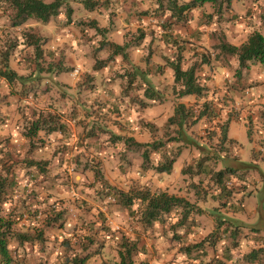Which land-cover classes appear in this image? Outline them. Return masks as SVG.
<instances>
[{
  "label": "rangeland",
  "instance_id": "1",
  "mask_svg": "<svg viewBox=\"0 0 264 264\" xmlns=\"http://www.w3.org/2000/svg\"><path fill=\"white\" fill-rule=\"evenodd\" d=\"M114 10L117 16L120 7L116 5ZM12 14L5 5L0 7V68L8 65L24 78L11 85L0 76V156L46 162L45 173L36 167L18 169L17 185L10 189V201L3 204L4 213H15L16 230L29 233L36 240L35 244L11 241L13 253L24 264H66L75 252H91L87 264H119L126 237L137 243L135 264H186L188 256L181 241L183 227L178 225L182 220L186 224L195 221L209 224L205 219L204 222L197 219L202 211L197 204L200 195L215 190L229 193L246 190L249 186L246 183L254 179L251 176L264 171V157L256 153L258 159L254 162L253 143L240 133L248 131L255 140L259 135L264 143V67L260 63L240 67L237 56L219 48L223 43L241 46L255 31L264 34V0H233L229 6L218 0L217 4L201 5L184 22L168 25L170 44H166L167 34L156 19L142 22L138 18L129 24L106 20L107 15L104 21H98L93 19L97 15L87 16L81 0H72L69 6L64 4L59 15L52 18V25L47 23L48 28L37 19L13 27ZM169 15L168 12V18ZM93 21L101 28L112 29L105 36ZM139 25L145 28L143 32ZM139 32L145 35L140 43L151 42L147 47L158 51L154 56H161L159 62L168 60L162 55L176 54V47H172L175 36L180 34L187 40L182 42L183 67L197 64L199 81L206 87L204 95L181 99L171 91L170 102L156 112L152 111L153 104L150 107L136 104L132 98H140L144 88L138 81L131 85L128 80L135 74L132 59L142 49L128 47L127 57L120 55L113 60L97 59L93 53L104 41L123 44ZM30 36L40 38V56L36 46L29 44ZM97 61L112 62L98 70ZM49 66L53 72H44ZM62 68L70 70L63 73ZM71 83L77 87L72 88ZM125 90L130 92L131 99L123 98ZM95 94L101 97L91 99ZM109 97L120 102L114 104ZM92 100L101 101L94 108ZM180 100L196 112L206 106L212 111L211 117L184 127V141L177 139V125H170L165 117ZM35 112L60 120L67 118L68 132L40 131L37 136L28 137L26 129ZM242 113L249 118H243ZM228 114L240 117L231 134L244 144L243 162L257 167L236 170L224 181V189L214 183L218 171L233 165L232 160L236 159L233 147L238 145L220 142L221 127H227L228 123L222 116L227 118ZM126 137L149 145L130 148ZM143 152H148V157ZM173 157L176 161L170 173L156 170L157 164ZM134 189L153 192L172 189L188 203L165 214L164 221L147 226L142 221L145 209L142 203L131 207L120 203L117 192ZM257 189L252 199L258 204L255 211L259 213L256 222L259 225L264 222L260 219V207L264 209V178ZM50 212L55 215L61 212L62 220L49 224L55 220ZM41 230L42 241L38 236ZM87 236H92L93 241ZM85 246L90 249L87 251Z\"/></svg>",
  "mask_w": 264,
  "mask_h": 264
},
{
  "label": "trees",
  "instance_id": "2",
  "mask_svg": "<svg viewBox=\"0 0 264 264\" xmlns=\"http://www.w3.org/2000/svg\"><path fill=\"white\" fill-rule=\"evenodd\" d=\"M72 0H0V7L5 5L6 7L10 8L13 12L11 17V26L19 27L25 24L30 19H37L44 23L49 22L53 17L59 15L62 10L64 4L67 6L70 5ZM158 6L155 7L153 10L148 9L145 11L144 14H152L158 15L161 18L162 27H164L163 31L166 35V44L171 43V36L168 31V25H172L175 23H182L187 18L189 13L201 6L204 5L206 2H212L214 4L218 3V0H157ZM223 1V0H222ZM233 0H224L226 4L229 6ZM84 4L85 8L89 11L99 12L101 18H107L105 15H110V19L116 14L114 8L115 5L111 7L109 0H81ZM111 9V11H109ZM70 11L72 8L70 7ZM153 11V12H152ZM170 13L169 18L167 17V13ZM142 18H139L140 21ZM94 26L98 31H103V34L106 36L105 32L109 30V28H101L97 25L96 21H93ZM140 31H144L142 26H138ZM164 37V36H163ZM171 37V38H170ZM179 34L175 36V39L172 40L173 44L172 47H176V54H174V59L170 60L168 58V65L175 71V82L176 85L173 87L172 91L179 94L180 96H187V95H195L197 98H200L204 95L206 87L199 81V77L197 75V64L195 63L188 69H184V60L185 56L183 54V43L186 42L184 38ZM145 39V35L141 32L131 38V40H127L124 44H119L115 42H103L101 47L97 48L96 52L101 50L109 51L106 59L113 60L116 56L123 55L125 57L128 56L127 48L132 46H138L140 42ZM141 40V41H140ZM40 38L37 36H30L29 37V44H33L36 46V50L38 55L42 54V48L40 46ZM219 48L232 55L237 56L239 61L240 67L249 68L251 64L260 63L264 67V34L260 31H255L248 40L243 43L241 46L223 43L219 46ZM105 60V59H103ZM207 61V60H203ZM100 64V66H98ZM107 62H98L96 63L97 68H101L106 65ZM62 67V66H60ZM64 71L70 70V68H62ZM161 70V66L159 67ZM0 76L5 78L9 84H13L16 79H23V75H19L15 70L5 65L4 68H0ZM128 77V76H125ZM94 81V78H92ZM92 81V82H93ZM129 81V84H133L136 82V75L134 74ZM91 83V82H90ZM140 86H142L140 84ZM126 96L130 95L127 90H125ZM145 95L148 99H156L157 92L152 88H147ZM137 97H134L137 100ZM198 101V100H197ZM115 104V102H114ZM143 106H146V102H142ZM206 103L204 104V106ZM119 109V108H117ZM212 111L210 106L204 107L203 110L196 112V110L192 108H187L185 103H180L176 106L174 115L169 118V124H176L177 125V135L180 141H184L186 137V132L184 127L192 126L198 124L203 118L211 117ZM264 115V110H263ZM169 126V125H168ZM40 131H45L46 133H67L68 132V124L66 121L62 119H56L54 115L44 116L43 114L37 115L35 114L31 118L30 125H28L26 129V135L30 138H33L39 134ZM217 133V132H216ZM215 133V134H216ZM219 134V133H217ZM216 134V135H217ZM220 142L223 145H228L230 142L234 143L233 140L228 139V128L221 127L220 132ZM119 137V136H118ZM125 142L127 145L132 147L135 146H142V145H149V144H142V143H135V140L132 137H126ZM232 143V144H233ZM158 145V144H157ZM155 147L156 144H155ZM144 157H148V152H143ZM226 155H230V152H225ZM232 155V154H231ZM236 159L233 158L232 162L233 165L228 164L226 165L225 169H221L218 171V179H216L214 184H219L223 188L225 187V182L227 177H232V174L236 170H246L251 167L252 164L244 163L238 160L236 155ZM226 159V158H224ZM176 158H168L165 163H159L156 166V170L158 172L170 173L173 170V165ZM227 160V159H226ZM225 160V161H226ZM236 160V161H235ZM238 163V164H237ZM46 162L35 160L33 158H24L22 160H15L14 157L6 158L4 155L0 156V264H24L22 262L20 256L13 253V250L10 248V242L15 240L19 242V244H24L27 241H31L32 243H36L35 237L26 232L17 231L15 228V223L18 221L15 218L13 212L9 214L4 213L3 211V204L5 202L10 201V189L14 188L17 185V177H18V169H29L32 167H36L45 173L46 171ZM206 168V167H205ZM204 168V169H205ZM204 169H201L203 171ZM99 172V171H98ZM224 183V185H223ZM221 188V187H220ZM225 189V188H224ZM223 190V189H222ZM223 192V191H222ZM225 193H229L225 191ZM118 196L120 197V203L124 204L127 207H131L137 202H140L144 205L145 209L142 211V221L147 226L153 225L155 222H162L165 220V214L171 213L174 208L181 207L182 205L188 203L186 199L183 197L170 194L167 191H155L152 192L151 190H141V189H134L130 191H118ZM187 213V210H186ZM53 216L55 215L53 212H50ZM61 212H58L57 215H60ZM55 215L54 222H48L49 224H53L56 221L62 220L63 216L60 215L57 217ZM185 217H188L187 214ZM182 224L186 221L182 220ZM181 224V225H182ZM180 225V224H179ZM40 236V240H43V231L41 230L38 234ZM89 237L90 241H93L92 236ZM84 239V237H82ZM125 241L122 243V247L120 249V256L121 260L119 264H135L133 259V255L137 250V243L131 242L129 238L124 237ZM84 242V241H82ZM205 239L200 242H197L193 247L191 246H184V252L190 254L195 249H202L205 248ZM88 246L84 248L87 251L90 249ZM83 248V251H84ZM255 252H252L251 255H255ZM91 257V252L83 253H74V256H70L66 260V264H87V261Z\"/></svg>",
  "mask_w": 264,
  "mask_h": 264
},
{
  "label": "crops",
  "instance_id": "3",
  "mask_svg": "<svg viewBox=\"0 0 264 264\" xmlns=\"http://www.w3.org/2000/svg\"><path fill=\"white\" fill-rule=\"evenodd\" d=\"M109 1L111 7H113L114 5L120 7L119 10L120 13H118L117 16L114 15L112 19H110L109 17L110 15H108V18L106 20L122 21L129 24L136 22L138 18H142L141 19L142 22H146L148 21V19H156L157 21H161V18L158 15L144 14L145 11H147L148 9L153 10L155 7L159 5L157 0H109ZM185 1H190V0H185ZM211 3L212 2H206L204 5L207 6L208 4ZM87 11H88L87 16L92 17V15H97L98 17L95 16L97 18H93V19H97L98 21L105 20L104 18H102L103 20L100 18L101 16L96 12V10L94 11L87 10ZM109 11H111V9ZM47 23H51L52 25L53 19H51ZM47 23H44L46 24L45 25L46 28L50 26L47 25ZM150 43L151 42L145 41L142 44L140 43L141 45L139 44V46H132V48L137 50L142 49L141 53L137 57H135V59L134 58L132 59L133 61L131 64L134 67V72L136 75L135 83L137 84L138 81L143 86L144 93L143 95H141L140 98L137 97V100L133 99L131 95L123 96V98L125 100L126 97H129V99L132 98V100H134L136 104L139 103L142 104V102L144 101L147 104L146 106L149 105V107L153 104L152 111L156 112L158 110L162 111L165 105L170 102L169 101L170 96H168V94H170L173 87L176 85V82H175V71L168 65L167 63L168 60L166 62H159L160 61L159 57L161 56L160 55L154 56V52H158V51H154V49H151L150 46L149 48L147 47L148 45H150ZM93 54L95 58L103 60L106 59L109 52L105 53V50H101L96 53L94 52ZM162 56H165V58L167 59L169 58L170 60L174 59V55H169V56L162 55ZM110 62H107L106 65H104L99 69L103 70V68L106 67L108 64H110ZM160 66H161V70L159 69ZM51 68L52 67L49 66L48 70L46 71L45 69L44 72H53L50 70ZM98 70H96L95 72L97 75L100 74L101 72ZM64 72L66 71L63 70V73ZM197 75H198V69H197ZM70 85L72 86V88L77 87V84L74 83H71ZM147 88H152L156 90L158 95L156 99H148L146 97L145 92ZM187 96H195V95H187ZM98 97H101V95L95 94L91 97V99H96ZM176 97H181L182 99L183 97L186 96H180L179 94L176 93ZM109 99H111V101H115V103L120 102L118 100L116 101V98L113 97L111 98L109 97ZM124 99L123 101H125ZM92 101H94L92 102L94 104L93 107L96 108V104H98L99 101L101 100H92ZM180 103H185V102H183V100H180L177 102V105ZM176 106L174 107L173 111L170 114H166L165 117L167 120H169V118H171L174 115ZM244 111L245 110H242L243 113ZM222 117L223 119L228 120L227 123L228 139L233 140L234 141L233 144L235 143L238 144L237 147L235 146L233 147L234 155H238L239 156L238 160L243 162L241 154L244 151V144L241 140H239L238 137L233 136L231 134L232 126L236 127V124H238V121H240L239 120L240 117L236 119L234 115L231 116L230 114H228L227 118L225 116ZM243 118L245 119L249 118L247 117V113L243 114ZM66 119L63 121H66ZM153 121L159 123L156 120ZM237 130L238 128H236V131ZM240 133L243 134V138L250 140L253 143V149H252L253 161L256 162L255 160L258 159L257 156L255 155L256 153L260 155V158H263L264 154L262 153V151L264 149V143L260 141V136L258 135L257 140H255L249 137L248 131L246 132L243 131ZM253 167H257V166L252 164L250 168ZM250 168H248V170ZM256 171H260V168L255 170V172ZM263 176H264L263 170L260 171V174L252 175L251 177H254V179L252 178L253 182L250 181L249 179L250 182L246 183V185L249 184L246 190L238 189L230 193H225L222 191L215 190L211 193L207 192L200 195V197L202 198L197 204L200 205L202 211L199 214V217L201 218H197V219H201V221H203L202 219H205L207 222H209V224L205 225L204 223H200L199 221L191 222L190 224H186L187 222H185L182 225H178V228L183 227L182 229L183 232L181 231V233H183V237L181 241L185 246L193 247L197 242H200L203 239H205L204 245L206 247L205 248L203 247L202 249H195L196 251L192 250L190 254L187 253L186 256H188L187 257L188 261H186V264H264V224H263L264 222L262 223V221H260L259 225L256 224L258 220L257 215L259 213L257 214L255 208L257 207L258 204L256 199H252V197L255 196V190H259L257 189V187L261 186L263 183V178H264ZM252 184H255L253 190L251 189ZM248 189H250L251 192L250 191L247 192ZM163 191H167L170 194L179 196L177 194V191L172 189L163 190ZM246 204H251L253 207H248ZM260 219L264 220V209L261 207H260ZM213 233L214 236H212ZM252 252H255L254 253L255 255H251Z\"/></svg>",
  "mask_w": 264,
  "mask_h": 264
}]
</instances>
